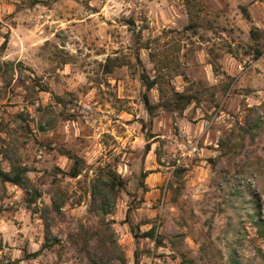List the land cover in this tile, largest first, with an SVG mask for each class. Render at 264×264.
<instances>
[{"label": "rangeland", "instance_id": "1", "mask_svg": "<svg viewBox=\"0 0 264 264\" xmlns=\"http://www.w3.org/2000/svg\"><path fill=\"white\" fill-rule=\"evenodd\" d=\"M251 2L0 0V264H264Z\"/></svg>", "mask_w": 264, "mask_h": 264}, {"label": "crops", "instance_id": "2", "mask_svg": "<svg viewBox=\"0 0 264 264\" xmlns=\"http://www.w3.org/2000/svg\"><path fill=\"white\" fill-rule=\"evenodd\" d=\"M177 1L181 3L180 7H183V10H185V4L182 3V0H177ZM224 1L232 2L235 0H224ZM219 2H221V0H200L201 15H204L207 13V17H211V23H213V25H222L224 23L229 22V18L230 20L232 19V15L230 13L234 12L233 7L229 8L228 6H226V4L225 6H221ZM245 9L246 10L241 8L242 14H243V11H245V13L248 14V17H251L254 20V24L257 26V28L260 29L261 25L263 26V22H261L260 19L264 21L263 1L262 0H252L251 5L247 6V8ZM236 10L239 11V8ZM184 14H185L184 16H187L186 11H184ZM239 17H241L240 14H239Z\"/></svg>", "mask_w": 264, "mask_h": 264}, {"label": "trees", "instance_id": "3", "mask_svg": "<svg viewBox=\"0 0 264 264\" xmlns=\"http://www.w3.org/2000/svg\"><path fill=\"white\" fill-rule=\"evenodd\" d=\"M243 14L245 15L246 18H248V14L245 13V11H243ZM141 80L145 86V88L147 90L151 89L155 84H156V80L152 79L150 80L145 74L141 75ZM175 97L177 98V100H181L182 104L179 107V109L184 110L185 108V104L186 102L190 101L192 99V97L189 96H185V94H180V93H176ZM143 103L145 105V108L147 110H149L150 108V103H149V99L146 95L143 96ZM150 150V145L147 143L145 145V151H149ZM25 174V170L23 169H11L10 172L5 173V172H1L0 170V178L1 180L5 181V182H10L13 183L15 185H21L22 183L25 184H29V182H27V180L24 178ZM79 174V168H78V161L76 159L73 160V166L71 168V170L68 172V175H70L71 177H76ZM128 218V214L126 216ZM126 222H128L129 226L131 227V231H133V226L132 223L127 220ZM154 228L151 227L147 232L144 233L145 236L147 237H152L153 233H154ZM36 252L32 253L31 256H35Z\"/></svg>", "mask_w": 264, "mask_h": 264}, {"label": "built area", "instance_id": "4", "mask_svg": "<svg viewBox=\"0 0 264 264\" xmlns=\"http://www.w3.org/2000/svg\"><path fill=\"white\" fill-rule=\"evenodd\" d=\"M147 264H151V260L150 261H148V263Z\"/></svg>", "mask_w": 264, "mask_h": 264}]
</instances>
